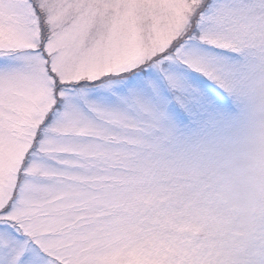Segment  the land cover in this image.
<instances>
[{
  "label": "snow or ice",
  "instance_id": "1",
  "mask_svg": "<svg viewBox=\"0 0 264 264\" xmlns=\"http://www.w3.org/2000/svg\"><path fill=\"white\" fill-rule=\"evenodd\" d=\"M0 264H264V0H0Z\"/></svg>",
  "mask_w": 264,
  "mask_h": 264
}]
</instances>
